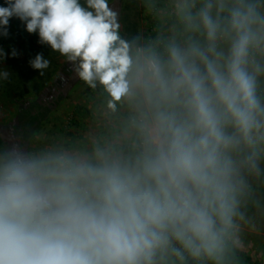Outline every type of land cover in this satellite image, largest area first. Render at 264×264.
Here are the masks:
<instances>
[{
    "label": "clouds",
    "instance_id": "9594fccd",
    "mask_svg": "<svg viewBox=\"0 0 264 264\" xmlns=\"http://www.w3.org/2000/svg\"><path fill=\"white\" fill-rule=\"evenodd\" d=\"M138 6H0L92 92L74 135L0 133V264H264V0Z\"/></svg>",
    "mask_w": 264,
    "mask_h": 264
},
{
    "label": "rangeland",
    "instance_id": "374dc122",
    "mask_svg": "<svg viewBox=\"0 0 264 264\" xmlns=\"http://www.w3.org/2000/svg\"><path fill=\"white\" fill-rule=\"evenodd\" d=\"M81 2L83 3L84 0H81ZM109 3H113V0H109ZM115 4L121 11L122 28L125 25L123 21L125 12L128 14L129 20L137 23V29L143 25L144 17L141 14L142 10L138 6V0H115ZM134 11L138 13L136 21L134 20L136 18ZM9 32L11 36H15L12 41L13 43L10 46L7 44L0 45V48L9 54L7 59L0 61V70H7L11 73L8 81L0 82V133L8 135L11 130L15 132L16 128L13 129V126L18 124L21 110L29 109L32 115L30 122L36 120L38 115H40L39 112L42 111L38 110L40 104L47 107L44 111L45 113H48L50 110L46 119L57 127L62 126L63 116L73 105L78 104L85 111V89L87 86L75 77L72 65L66 61V58L57 52H52L50 46L40 44L38 33H28L25 24L18 18L13 17L10 19ZM13 48L18 52V56L15 58H12L10 55ZM38 53L43 54L50 61V66L44 70L43 76H40L39 70L31 68L29 64V61ZM62 70L65 75L63 83L68 84L66 85L68 90L65 92L62 90V96L58 98L57 96L61 92L56 90L53 83H55V78L58 77L59 72ZM30 71L33 73L31 78L27 79L25 75ZM31 80L34 82L31 83ZM42 83L47 85L48 89L39 90L29 95L23 94L24 84H34L33 87L30 86V89H33ZM87 118H85V112L80 118L84 129L89 123V121L85 123ZM35 129L29 128L28 133L30 136L33 134L30 131ZM17 131L23 132V129ZM58 131V129H55V132L50 133L44 124L43 127L35 132L39 136L36 144L42 145L43 143L49 142L53 137L61 135ZM261 223L264 224V221H261ZM251 239L256 240L257 243L260 242L256 237H251Z\"/></svg>",
    "mask_w": 264,
    "mask_h": 264
},
{
    "label": "trees",
    "instance_id": "16d2710c",
    "mask_svg": "<svg viewBox=\"0 0 264 264\" xmlns=\"http://www.w3.org/2000/svg\"><path fill=\"white\" fill-rule=\"evenodd\" d=\"M0 5H5L6 6V0H0ZM134 16L136 17L134 20L136 21L138 13H136L137 11H134ZM123 21L125 22V25H123L122 31L126 34H133L137 31V23H133L131 20L128 19V14L125 12L124 14V19ZM15 36H11L10 32L9 35L7 37L4 36H0V45H4L7 44L8 46H10L13 42ZM72 72V70H71ZM33 72H27V74L25 75L27 77V79L31 78ZM65 77L63 70L59 72V75L55 81V83H53L54 87L56 88V90L58 92H61L58 94V98H61V94L65 91L68 90V87H66V85H68L67 83H63V78ZM34 81L31 80V83H33ZM29 85V86H28ZM34 86V84H24L23 85V94L29 95L32 94L33 92L36 91H41V90H45L48 89V86L45 85L44 83L37 85L36 87H34L33 89H30L31 87ZM70 86V85H69ZM60 88V89H59ZM62 90H64L62 92ZM92 96V92L91 90L86 87L85 89V111L84 109H82V107H80L78 104L77 105H73L72 108L69 109V111L63 116V121H62V126L60 125L59 127H57L56 125H53V123L49 122L47 118L48 113L44 112L45 109H47V107H44L43 105H39L38 106V110L41 111L39 112L40 115H38V118L32 122H30V119L32 117V115L30 114V110H21V114L19 115V120H18V124L15 126V128L19 131H21L23 129V134L24 137L27 139L30 137L29 132V128H36L35 130H31V133H35L36 130L38 131L41 127H43V125H46V128L49 130L50 133L55 132V129H58L61 133V135H74L82 130H84L83 128V123L80 122V118L83 116V113L85 112V118H87L89 116V109H88V105L90 103V98ZM57 98V99H58ZM68 110V109H67ZM88 121V118L85 120ZM43 124V125H42ZM30 126V127H28ZM15 129V133L19 134L20 132H18ZM54 129V130H53Z\"/></svg>",
    "mask_w": 264,
    "mask_h": 264
}]
</instances>
